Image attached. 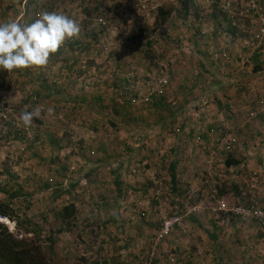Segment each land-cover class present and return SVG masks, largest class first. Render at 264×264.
Returning <instances> with one entry per match:
<instances>
[{"label":"rangeland","instance_id":"374dc122","mask_svg":"<svg viewBox=\"0 0 264 264\" xmlns=\"http://www.w3.org/2000/svg\"><path fill=\"white\" fill-rule=\"evenodd\" d=\"M28 2L0 0V23L19 16L18 23H29L38 9L72 14L93 5V11L105 7L110 24L98 38L86 24L79 36L86 45L63 46L44 66L0 69V101L17 120L13 127L0 126V204L10 213L0 214V222L41 243L52 264H264L259 220L217 208V199L234 207L264 206V165L254 159L239 168L207 167L202 160L196 177L184 172L174 190L175 153L158 140L163 131L157 116L138 118L146 108L136 106L145 105L130 103L164 65L174 71L169 52L186 19L180 3H168L167 13L139 15L136 1L128 0ZM200 5L193 12H220L205 1ZM175 86L171 83L165 96L174 94ZM245 102L241 109L264 110L252 95ZM37 107L39 117L25 126L22 111ZM263 122L264 116L239 117L241 129L252 127L239 133L241 138L245 132L252 139L264 134ZM171 128L165 134L176 132ZM194 150L204 159V148ZM258 151L253 157L264 160V147ZM217 169L222 180L215 178ZM215 185L225 188L224 195ZM71 205L74 212L64 218L63 208ZM171 217L179 220L162 237Z\"/></svg>","mask_w":264,"mask_h":264},{"label":"crops","instance_id":"0c3cea01","mask_svg":"<svg viewBox=\"0 0 264 264\" xmlns=\"http://www.w3.org/2000/svg\"><path fill=\"white\" fill-rule=\"evenodd\" d=\"M22 1L23 4L29 3L28 0ZM262 2L264 4V0ZM200 4L202 1L192 2L188 17L178 24L174 33L181 38L183 45L169 52V56L174 61L172 64L174 79L172 77L171 83L176 85L175 93L156 97L149 105L136 106L146 108L144 113L139 112L138 118L148 117L151 114L157 116L159 122L157 125L161 126L160 131H163L162 136L159 132L158 140L160 144L165 143L164 146H169L175 153L171 165L172 163L176 165L178 180L186 171L190 179L196 177L197 166L202 160L207 167L208 164L222 166L227 163L230 156L239 158V163L233 164V167L239 168L247 162H253L254 159L259 166L264 165L261 156L253 157V154L256 155L259 152L258 149L261 150L264 147V134L258 132L252 139V135L245 132V139H242L239 133L248 129L251 131L252 127L248 125L247 128L241 129V124L238 125L241 116L243 118L247 115L258 116L259 119L264 116V110L241 109L250 95L260 101L264 92V50L254 49L248 43L251 37L250 31H254L257 25L256 19H243L241 27L234 28L226 24L227 19L225 17L222 19L220 12L216 9H211L205 15L201 11L198 14L193 12V9L202 8ZM19 20L20 16L16 22ZM220 30L225 33H220ZM220 46L225 47L233 55L232 63L224 69L220 68L216 58ZM253 89L255 91H252ZM201 92L204 96L198 98ZM95 96L97 100L99 96L102 98V95ZM170 98L175 108L170 107L168 103ZM260 106L257 107L260 108ZM237 107H240V112L233 113ZM167 126H172L171 129L176 132L173 135L165 134ZM233 137L237 140L232 142V150L227 151L223 141ZM195 146L205 149L204 159H200L202 154L194 150ZM101 147L106 149L105 146ZM92 152L96 154V151ZM236 152L241 156L234 155ZM220 170L222 169H217L215 178L222 180L223 174Z\"/></svg>","mask_w":264,"mask_h":264},{"label":"built area","instance_id":"2783aa9c","mask_svg":"<svg viewBox=\"0 0 264 264\" xmlns=\"http://www.w3.org/2000/svg\"><path fill=\"white\" fill-rule=\"evenodd\" d=\"M124 2L126 0H118ZM130 2L136 1V6L138 7L139 15L150 14L152 11H157L161 6L167 5L172 2H179L180 0H128ZM199 1H205L208 6H216L220 11L221 18L225 17L227 19L226 24L234 28L241 27V22L246 18H255L257 25L254 31L251 32L250 41L248 42L250 46L254 49L260 51L264 50V4L262 0H193L194 3ZM86 2V0H85ZM93 5H86L84 8L81 7L79 12H74L72 14H66L71 18L75 19L80 26V33L85 32L87 29L86 24H89L91 29L94 30H103L105 31L109 26V20L106 14L105 7H101L98 12L93 11ZM42 13L41 9H38L34 14L31 22L37 18V15ZM220 33H225V31L220 30ZM80 36V34H79ZM78 37H73L66 39L63 46L68 45L70 41L73 42V45L76 43L75 40L80 39ZM175 40L176 48L182 46L181 38L177 35L173 36ZM63 46L61 48H63ZM181 49V48H180ZM218 51V65L221 69L226 68L233 61V55L225 49V47L220 46ZM214 53V52H213ZM215 54V53H214ZM216 56V54H215ZM173 72L168 65H164V69L157 75L156 78L152 79L147 83L146 91L141 92L138 96H131L130 103L134 105H148L153 102V99L156 97L163 96L167 93L171 82H172ZM261 106L264 105V92L263 96L260 99ZM6 107H3L0 101V126L2 122L10 123L12 127L16 124V119L14 118L15 112L9 110V113L5 111ZM14 115V116H13ZM236 138H230L224 140L223 144L226 146L227 151L232 150V142H236ZM218 207L220 210H225L226 212H234L236 214L247 216H253L257 218L261 225L264 226V206L256 204H251L247 207L242 205L234 207L230 206L224 199H217ZM178 217H171L165 220L163 225V234H167L171 227L178 221Z\"/></svg>","mask_w":264,"mask_h":264},{"label":"clouds","instance_id":"9594fccd","mask_svg":"<svg viewBox=\"0 0 264 264\" xmlns=\"http://www.w3.org/2000/svg\"><path fill=\"white\" fill-rule=\"evenodd\" d=\"M80 31L75 19L56 11L39 13L29 23L14 20L0 23V69L12 72L15 69L44 66L66 39L78 37ZM39 115V107L34 111L25 109L20 119L25 126H30L34 117Z\"/></svg>","mask_w":264,"mask_h":264},{"label":"trees","instance_id":"16d2710c","mask_svg":"<svg viewBox=\"0 0 264 264\" xmlns=\"http://www.w3.org/2000/svg\"><path fill=\"white\" fill-rule=\"evenodd\" d=\"M192 2L193 0H180L179 1L180 6L185 13L186 18L188 17L190 13ZM164 7H166V5L161 6L158 9V12L162 11L163 13H167V11H164L165 10L163 9ZM100 8L95 10V12H98ZM91 31H95L93 34L95 38H98V35L103 32V30H94V29H92ZM75 42L81 43V45H86L81 39L75 40ZM71 45H73L72 41L68 43L67 48L70 47ZM1 83H0V86H1ZM98 100L99 101L102 100L101 96L98 97ZM230 153L231 152H229V154ZM226 162H227L226 164L229 166L239 163L238 159H234L231 156L227 159ZM175 169H176V165L175 163H172L171 168H170L171 182H172L173 189L177 190L178 178H177ZM117 182L119 183V181ZM215 187L218 189L219 196L224 195L226 191L224 187H221L219 185H215ZM8 211L9 210H7V207L5 206V204L1 203L0 204V214L2 216L9 217L10 213ZM63 211H64V218H66L67 216H70L74 212V206L73 205L66 206L63 208ZM26 232L29 233L31 232V230L26 231ZM50 246H51L50 248L53 249L52 243ZM0 264H52V262H50V260L47 259V256L45 255L43 251L41 243L37 242L34 239L19 237V235H16L14 232L9 230V228L5 224L0 222Z\"/></svg>","mask_w":264,"mask_h":264},{"label":"water","instance_id":"95a60500","mask_svg":"<svg viewBox=\"0 0 264 264\" xmlns=\"http://www.w3.org/2000/svg\"><path fill=\"white\" fill-rule=\"evenodd\" d=\"M2 217H4V216H2ZM2 221V220H1Z\"/></svg>","mask_w":264,"mask_h":264}]
</instances>
